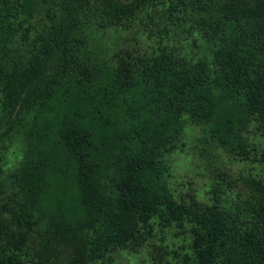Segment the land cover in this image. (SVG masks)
I'll list each match as a JSON object with an SVG mask.
<instances>
[{"label":"trees","instance_id":"obj_1","mask_svg":"<svg viewBox=\"0 0 264 264\" xmlns=\"http://www.w3.org/2000/svg\"><path fill=\"white\" fill-rule=\"evenodd\" d=\"M125 258L264 264V0H0V264Z\"/></svg>","mask_w":264,"mask_h":264},{"label":"rangeland","instance_id":"obj_2","mask_svg":"<svg viewBox=\"0 0 264 264\" xmlns=\"http://www.w3.org/2000/svg\"><path fill=\"white\" fill-rule=\"evenodd\" d=\"M175 181L180 184L185 190H194L201 194L207 187V181L201 172V165L198 158L192 154H177L174 161ZM235 172L237 168L233 169ZM134 262L133 259H122L120 264H128Z\"/></svg>","mask_w":264,"mask_h":264}]
</instances>
